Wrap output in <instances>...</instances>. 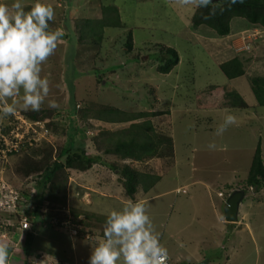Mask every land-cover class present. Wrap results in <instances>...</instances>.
Listing matches in <instances>:
<instances>
[{
	"label": "rangeland",
	"instance_id": "1",
	"mask_svg": "<svg viewBox=\"0 0 264 264\" xmlns=\"http://www.w3.org/2000/svg\"><path fill=\"white\" fill-rule=\"evenodd\" d=\"M0 2L11 5L14 0ZM21 2L29 10L36 0ZM47 3L55 10L50 28H63L65 36L42 65L41 75L50 80V93L41 109H52L48 106V100L52 99L59 107L52 109L56 112L54 117L43 121L50 126L40 124L38 144L45 147L50 143L54 156L67 144L72 103L83 111L87 107L96 108L95 111L106 104L127 111L162 112L151 119L158 132L173 137L174 163L171 164L170 158L129 162L163 176L156 187L139 195V199L147 202L160 241L171 255L170 264L205 260V264H264V189L257 192L246 185L259 145L264 160V106L257 103L252 89L249 76L254 71L229 79L220 66L235 57L249 60V65L255 59L254 52L264 54V29L249 37L250 31L242 30L253 24L245 17L232 20L231 36H220L207 25L195 28L191 21L195 5L182 6L177 0H47ZM103 4L118 7L121 26L106 27L101 44L79 42L78 20L101 17ZM131 31L133 48L129 50L127 41ZM234 35L240 38L233 42L235 51L229 45ZM260 38L261 45L257 43ZM168 46L178 51L180 61L169 73H163L159 65L165 61L163 53ZM258 69L264 75V67ZM74 76L72 97L70 86ZM23 112L18 108L21 121L34 125ZM93 113L89 118L92 126L79 121L81 130L85 131L79 135L86 142L87 150L96 153L93 144L88 142L92 134L125 127L130 122L100 121ZM228 114L236 117V123L217 136L216 129ZM213 142L216 149L210 150L208 145ZM27 149L10 155L1 168L12 185L24 182L16 168ZM103 161L110 163L119 159L115 155H103ZM178 187L186 192L178 191ZM237 189H245L246 196L240 205L238 220L231 222L227 220L225 205ZM67 192L69 210L73 207L87 214L98 212L104 219L131 200L124 194L119 175L100 163L71 173ZM89 216L82 214L80 219L79 216L71 219V226L73 221H81L75 223L79 224L77 235L70 234L68 227L60 224L57 230L62 234L56 231L62 251L63 244L66 250L68 245L72 255L74 240L90 244L87 240L94 239L86 235L87 227L98 237L99 231L95 229L99 221ZM9 217L15 216L0 213L1 219ZM46 231L55 233L51 228H46L45 234ZM45 241L46 238L37 235L30 239L29 245L33 242L45 245ZM11 252L15 251L9 250L11 264H24L25 259L20 261V255ZM62 256L69 260L65 251L60 252ZM36 257L29 255L27 263L36 264ZM89 261L82 249L79 264H89ZM71 264H74L72 257Z\"/></svg>",
	"mask_w": 264,
	"mask_h": 264
},
{
	"label": "trees",
	"instance_id": "2",
	"mask_svg": "<svg viewBox=\"0 0 264 264\" xmlns=\"http://www.w3.org/2000/svg\"><path fill=\"white\" fill-rule=\"evenodd\" d=\"M213 3L219 5L214 15H211V6L208 8H197L195 6L191 18L195 28L207 25L214 29L218 35L226 37L232 31L231 22L235 17H245L252 24L264 28V0H243L242 3L238 0L237 3L231 5L229 0H213ZM109 26H121L120 11L113 4H103L101 17L95 19L84 17L78 20L77 39L81 43L101 44L105 28ZM127 45L129 50H132V31L128 36ZM163 55L166 58L159 65V70L163 73H169L179 63V53L175 48L168 46L165 48ZM220 66L229 79L246 74L244 62L240 57L225 61ZM73 70L77 69L73 68ZM75 78L76 76L71 79L70 90L74 93L72 97L75 95ZM251 82L257 103L264 106V75L251 77ZM71 106L67 144L62 146L55 156L53 155V146L50 143L45 147H41V144L29 146L16 168V172L24 178L37 181V193L34 196H31L28 189L23 188L26 202L29 205V208L23 210L31 223V228L26 231L29 235L34 231L33 226H39L40 223L58 229L60 224H66L78 216L80 219L83 214L97 218L99 229L96 228V231L98 230L99 234L103 236L107 218L104 219L98 216V212H88L87 214L79 212L73 207L70 211L67 206L68 182L71 173H74V171L87 170L97 163L104 164L119 175L125 196L135 201L153 188L163 176L134 167L129 161L143 162L154 158H170L171 164L174 163L173 137L158 132L151 119V117L162 112L127 111L106 104L98 106L99 108L95 111L96 108L93 109L92 107H87L84 111L80 110L75 103H72ZM80 111L82 112L81 117L78 115ZM55 113L52 109H41L38 112L25 111L23 115L30 120L48 121L49 118L54 117ZM91 113H93L95 119L100 121L109 123L130 122V124L117 129H102L97 134H92L88 142L93 144L96 153H91L86 148V142L79 135L84 131L79 126L80 120L92 126L89 120ZM45 123L47 126L51 125L49 122ZM103 155H115L119 161L107 163L103 161ZM246 185L257 192L264 189V160L260 145L253 156ZM73 222L80 223L81 221ZM34 234L33 232L30 236L35 238ZM34 243L36 244V242H33L31 245L27 243L24 245L26 256L23 260L24 264H28L26 258L30 255ZM9 250L13 249L9 248Z\"/></svg>",
	"mask_w": 264,
	"mask_h": 264
},
{
	"label": "clouds",
	"instance_id": "3",
	"mask_svg": "<svg viewBox=\"0 0 264 264\" xmlns=\"http://www.w3.org/2000/svg\"><path fill=\"white\" fill-rule=\"evenodd\" d=\"M237 2L229 0L230 5ZM177 3L197 8L211 6V15L219 7L213 0H177ZM54 19V7L47 0H36L29 10H25L21 0H14L11 5L0 2V113L5 117L14 116L18 108L38 112L49 97L50 80L42 77V65L55 53L65 36L63 28H50ZM48 106L52 109L59 107L55 99L48 100ZM235 123L234 115H226L215 134L223 135ZM208 147L216 149L214 142ZM29 179L24 178V182L21 180L18 184L31 193L33 179ZM66 226L72 234L71 227L79 224L71 226L69 221L64 224L67 229ZM85 229L94 240L97 239L89 264H168L171 259L143 199L129 200L121 209L111 211L107 215L102 237L95 238L90 227ZM10 246L6 239L0 238V264H10Z\"/></svg>",
	"mask_w": 264,
	"mask_h": 264
},
{
	"label": "built area",
	"instance_id": "4",
	"mask_svg": "<svg viewBox=\"0 0 264 264\" xmlns=\"http://www.w3.org/2000/svg\"><path fill=\"white\" fill-rule=\"evenodd\" d=\"M255 32H249L248 36L252 37V35L256 34ZM13 117H5L0 113V213H12L15 215V218H0V238L6 239L11 245L10 248L16 250L20 248L18 244L23 242V239L14 240L16 239L17 233L24 234L31 228L28 216L23 211V208H29V205L26 202L23 188L15 184H13V186L7 181L3 176L4 169L1 168H4L7 158L10 155L26 149L29 146H33L34 144H38V129L40 124L46 125V123L40 120L29 119V121L35 123L34 125L29 123L26 125L21 121L17 112ZM31 186V196H34L37 191V181L33 179L31 181ZM71 233L76 235L78 233L77 227L72 226ZM86 235L88 237L90 236L89 233ZM23 237L25 238V236ZM170 262L171 259L169 258L168 264H170Z\"/></svg>",
	"mask_w": 264,
	"mask_h": 264
},
{
	"label": "crops",
	"instance_id": "5",
	"mask_svg": "<svg viewBox=\"0 0 264 264\" xmlns=\"http://www.w3.org/2000/svg\"><path fill=\"white\" fill-rule=\"evenodd\" d=\"M260 28L262 29L263 27H259V26L255 25V24H253L252 26H250V27H248V28H246V29H244L242 31H250V32H253V31H258V29H260ZM231 33L228 36H231ZM242 35L245 36V34H242ZM232 36H233V34H232ZM237 37L238 36L234 35V37H232L230 39V41H229V45H231V48L234 51H235V48H234L233 42H236L237 39H240V38H237ZM241 38L243 39V42H245L244 41L245 38H243V37H241ZM257 43L261 45L262 44V38H260ZM247 50L249 52L251 51V49H247ZM236 53L239 54V52H236ZM256 53L257 52H254V58L255 59L254 60L252 59V62L249 65H247L248 62H249V60H244L243 61L240 58L244 62L246 74H249L250 75L254 71L253 76L263 75V74H261V69H258V68L264 67V54H260V52H259V54L258 53L256 54ZM255 63H256V66H255ZM251 64L253 65L252 68L249 67ZM258 70H260V71H258ZM253 76H249V77L251 78ZM156 185L154 187H156ZM181 189L182 188L178 187V191L181 190ZM48 227L50 228L49 225H42V227L39 229L38 226H36V227L33 226V229H34L33 232L35 233L34 236L37 237V235H39V236L43 237L44 239L46 238V241H47V243L45 245H41L39 243H36V244L34 243V246H32V248L30 250V253H29L30 255H32V256H38V257H36L37 258L36 264H57L58 262H59L58 264H69V263L71 264V257H72V259L74 261V264H79L80 251L82 249L84 251V257L90 258L91 253H92V250L95 247V244L97 243V239L90 240V241L87 240L90 244H84L81 241L74 240L73 243H72V246H71L72 247V252H71L72 255L68 252L69 251L68 245H67V250H66L65 249V246L63 244V251H65L66 257L69 259V260H67L63 256L60 257V252H63V251L61 249V246L59 245V243H60V235L57 233L58 230L56 228H52L51 227V229H52L51 232H55V233H48L46 231V234H45V230ZM95 231H96V229H95ZM96 232H98V231H96ZM59 233H60V231H59ZM60 234H62V233H60ZM30 235H29L28 232H25L24 234L17 233V235H16V240H22L23 239V243H21L22 244L21 247L18 248V249H16V250H13V251H15L13 253H18L20 255V256L17 255V256H19V258H21L20 261H22L26 257L25 256V248H24V245H25V243L29 244V241L32 238ZM23 236H26V240L25 241H24L25 238ZM97 236L98 237H102V235H97ZM82 239H84V238H82ZM41 246H44L43 249L40 248ZM38 251H39L40 254H37L36 253ZM21 255H22V257H21ZM169 256L171 257L170 253H169ZM56 258H58V259H56ZM51 259H53V260H51ZM9 261H10V264H11L12 261H11L10 255H9ZM205 262H206V260L202 264H205ZM187 263L189 264L188 261H187ZM198 263L199 262L190 263V264H198Z\"/></svg>",
	"mask_w": 264,
	"mask_h": 264
},
{
	"label": "water",
	"instance_id": "6",
	"mask_svg": "<svg viewBox=\"0 0 264 264\" xmlns=\"http://www.w3.org/2000/svg\"><path fill=\"white\" fill-rule=\"evenodd\" d=\"M245 195L246 192L244 189H237L230 194L225 205V211L228 221L234 222L238 220L240 205L244 200Z\"/></svg>",
	"mask_w": 264,
	"mask_h": 264
}]
</instances>
